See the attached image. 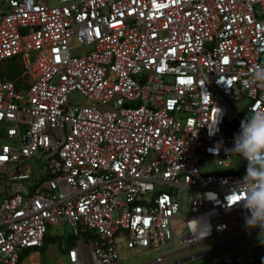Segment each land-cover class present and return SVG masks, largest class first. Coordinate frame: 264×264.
Masks as SVG:
<instances>
[{"label": "built area", "instance_id": "1", "mask_svg": "<svg viewBox=\"0 0 264 264\" xmlns=\"http://www.w3.org/2000/svg\"><path fill=\"white\" fill-rule=\"evenodd\" d=\"M16 60L21 84L3 68ZM257 66L264 0H5L0 264H25L51 228L68 227L74 239L62 264H120L123 244L221 245L223 234L246 230L236 189L247 162L226 149L264 106ZM73 92L93 104L71 105ZM207 160L218 168L203 172ZM183 193L189 209L177 237L170 224ZM79 243L91 244V261ZM259 259L264 245L207 264Z\"/></svg>", "mask_w": 264, "mask_h": 264}, {"label": "rangeland", "instance_id": "2", "mask_svg": "<svg viewBox=\"0 0 264 264\" xmlns=\"http://www.w3.org/2000/svg\"><path fill=\"white\" fill-rule=\"evenodd\" d=\"M5 0H0V4H3ZM78 46L76 40L74 38L70 39V47L71 49H76ZM3 68L6 71V75L13 80H17V82L19 84L24 83L25 79L22 77L23 71L21 68V64L19 62V60L16 61H7L4 63ZM27 90V88H25V91ZM69 103L71 105H92L93 102L86 99L82 94H80L79 92H73L72 94L69 95ZM238 161V160H236ZM217 165H215V163H212L211 161H205L204 164L201 167V170L203 172H207L209 170H215L217 169ZM223 171H229L230 168L229 167H223L222 168ZM9 169H7L6 174H9ZM1 172V170H0ZM5 174V175H6ZM3 174H0V177H2ZM1 183V182H0ZM2 190H4V188H2L0 186V193L2 192ZM188 196L189 194L187 193H183V198H184V204H183V210L181 212V216L180 218H176L174 219L170 226L172 229V233L174 236H180L183 232H184V225H185V216L188 213ZM0 201H1V197H0ZM115 217H117L115 215ZM257 229H251V230H244L241 231L240 233H248L251 231H254ZM70 230L68 227H62L60 229H54L51 228L50 229V236L48 237L49 240L47 242V247H48V252L45 253L44 250H40L38 251V253H35V251H29L26 252L25 255V264H30V262L32 260H36L38 262H40L41 264H62V260L60 258H62V256L59 254H57V250L58 249H62L64 248L65 245V241L69 238L68 236H70L69 233ZM54 237H57L56 240H54ZM261 239H264V237H260V235H257L255 237H253L252 239H250V242L253 243H261ZM172 243L174 245L173 249H163V250H156V251H151V252H143L142 250H129L127 249V247L123 244L120 247V250L123 251V256L125 257L120 264H150L154 261L159 260L160 258L168 255V254H172L175 253L178 250L183 249L182 246H180L178 243L179 241L177 239H173ZM250 244V245H253ZM249 245V246H250ZM78 248L80 250V252L82 253V257H84L85 259H88L89 261H91V244H83V243H79L78 244ZM227 250V249H225ZM222 250L213 254H210L208 256H205L203 258H199L193 261H190L188 263H184V264H207L210 263L211 261H217L215 259H218L220 256H222L224 253L226 254V251ZM63 251V250H62ZM61 251V252H62ZM34 253V254H32ZM177 259L173 260V259H165L162 264H172L173 262H175ZM92 264V262H91Z\"/></svg>", "mask_w": 264, "mask_h": 264}, {"label": "clouds", "instance_id": "3", "mask_svg": "<svg viewBox=\"0 0 264 264\" xmlns=\"http://www.w3.org/2000/svg\"><path fill=\"white\" fill-rule=\"evenodd\" d=\"M254 78L264 85V66L254 69ZM226 151L230 157L243 158L247 162L246 174L237 182L238 203H242L245 209V228L259 229L260 237H264V106L254 109L241 121L233 146ZM195 222L199 228V222ZM261 243L264 244V239Z\"/></svg>", "mask_w": 264, "mask_h": 264}, {"label": "crops", "instance_id": "4", "mask_svg": "<svg viewBox=\"0 0 264 264\" xmlns=\"http://www.w3.org/2000/svg\"><path fill=\"white\" fill-rule=\"evenodd\" d=\"M241 231H244V230H231L225 234L222 235L221 237V242L222 243H227L229 241H233L234 239H236L237 237H240L246 233H240ZM249 233V232H248ZM252 239V238H251ZM253 242H250V239L246 240V241H243L241 243H238L236 245H232L228 248H224V249H219V250H216V251H213V252H210L206 255H203L201 257H198V258H194V255L195 254H199V253H202L204 251H207V250H210V249H213V248H217L219 245H218V241H204V242H201V243H198V244H195V245H192V246H186V247H183V249L181 250H178L176 251L175 253H172V254H168L162 258H160L159 260L161 262H163L165 259H177L175 262H173L172 264H175V263H179V261H181L182 259H185V258H188V257H193L190 261H193V260H196V259H199V258H203L205 256H208L210 254H213V253H216V252H219V251H222V250H225L226 251V254H230V253H234L238 250H241L243 248H246V247H249L250 244H252ZM173 245V243H172ZM261 246V245H264L262 243H253V245H250V246ZM48 245H46V247L43 249L45 253L48 252ZM63 248L60 250L58 249L57 250V254H61L62 252H64ZM62 251V252H61ZM35 253H38L35 251ZM34 254V253H32ZM58 254V255H59ZM120 254H121V257L122 259H124L125 257L123 256V251L120 250ZM225 253L222 255H226ZM222 256H220L218 259H215V260H219ZM188 261V262H190ZM188 262H185V263H188ZM212 262V261H211ZM30 263H33V264H41L40 262L36 261V260H32ZM181 264V263H179ZM184 264V263H183Z\"/></svg>", "mask_w": 264, "mask_h": 264}, {"label": "water", "instance_id": "5", "mask_svg": "<svg viewBox=\"0 0 264 264\" xmlns=\"http://www.w3.org/2000/svg\"><path fill=\"white\" fill-rule=\"evenodd\" d=\"M257 235H260V230H259V229L254 230V231H251V232H249V233H246V234H244V235H242V236H240V237H237V238L234 239L233 241H229V242H227V243H221V245H219L217 248H213V249H210V250L204 251V252L199 253V254L197 253V254L194 255V258L201 257V256H203V255H206V254H208V253H210V252H213V251H216V250H219V249L228 248V247H230V246H232V245H236V244H238V243H241V242H243V241H246V240H248V239H251V238H253V237L257 236ZM192 258H193V257H188V258L182 259L181 261H179V263L183 264V263H185V262L190 261ZM179 263H175V264H179Z\"/></svg>", "mask_w": 264, "mask_h": 264}, {"label": "trees", "instance_id": "6", "mask_svg": "<svg viewBox=\"0 0 264 264\" xmlns=\"http://www.w3.org/2000/svg\"><path fill=\"white\" fill-rule=\"evenodd\" d=\"M56 239L57 238L55 237L54 240H56ZM48 240H49V238L46 241V245H47ZM72 245H74V239H68V246H72ZM258 264H264L263 260L259 259Z\"/></svg>", "mask_w": 264, "mask_h": 264}, {"label": "flooded vegetation", "instance_id": "7", "mask_svg": "<svg viewBox=\"0 0 264 264\" xmlns=\"http://www.w3.org/2000/svg\"><path fill=\"white\" fill-rule=\"evenodd\" d=\"M160 263H162V262L160 260H157V261H154V262H152L150 264H160Z\"/></svg>", "mask_w": 264, "mask_h": 264}, {"label": "bare ground", "instance_id": "8", "mask_svg": "<svg viewBox=\"0 0 264 264\" xmlns=\"http://www.w3.org/2000/svg\"><path fill=\"white\" fill-rule=\"evenodd\" d=\"M70 233V232H69ZM70 235V234H69ZM69 237V236H68Z\"/></svg>", "mask_w": 264, "mask_h": 264}, {"label": "snow or ice", "instance_id": "9", "mask_svg": "<svg viewBox=\"0 0 264 264\" xmlns=\"http://www.w3.org/2000/svg\"><path fill=\"white\" fill-rule=\"evenodd\" d=\"M235 199H238V198H235Z\"/></svg>", "mask_w": 264, "mask_h": 264}]
</instances>
